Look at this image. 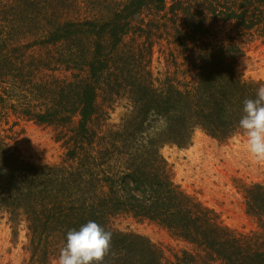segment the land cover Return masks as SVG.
Segmentation results:
<instances>
[{"label":"trees","instance_id":"obj_1","mask_svg":"<svg viewBox=\"0 0 264 264\" xmlns=\"http://www.w3.org/2000/svg\"><path fill=\"white\" fill-rule=\"evenodd\" d=\"M252 40L264 44V0H0V127L15 114L64 149L32 163L0 135V223L15 244L25 233L24 264H55L89 220L113 233L102 264H264V184L245 190L256 229L238 234L175 184L162 153L198 131L242 134L243 102L264 85L240 69ZM123 219L183 247L167 259Z\"/></svg>","mask_w":264,"mask_h":264},{"label":"rangeland","instance_id":"obj_2","mask_svg":"<svg viewBox=\"0 0 264 264\" xmlns=\"http://www.w3.org/2000/svg\"><path fill=\"white\" fill-rule=\"evenodd\" d=\"M240 69L246 80L264 83V44L261 40L248 41ZM110 115L109 124H117L123 109L117 106ZM0 135L8 138L12 151L32 163L59 162L64 152L51 130L12 113L2 122ZM162 153L172 168L175 184L186 195L213 210L226 227L238 234L256 229L246 214L244 194L251 185L264 184V162H257L250 156L242 134L219 142L198 131L189 148L167 146ZM119 228L148 238L167 259L172 260L183 247L154 225L123 219ZM24 234L15 244L6 221L0 223V264H24L28 257L23 249Z\"/></svg>","mask_w":264,"mask_h":264},{"label":"clouds","instance_id":"obj_3","mask_svg":"<svg viewBox=\"0 0 264 264\" xmlns=\"http://www.w3.org/2000/svg\"><path fill=\"white\" fill-rule=\"evenodd\" d=\"M238 128L250 156L257 162H264V85L257 88L255 98L244 100ZM112 239L111 231L89 220L78 230L67 232L66 242L60 248L55 264H102Z\"/></svg>","mask_w":264,"mask_h":264}]
</instances>
